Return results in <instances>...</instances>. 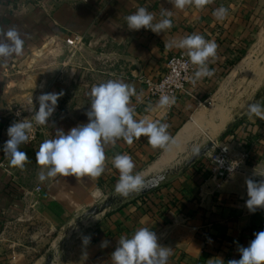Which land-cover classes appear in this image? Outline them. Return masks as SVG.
I'll use <instances>...</instances> for the list:
<instances>
[{
	"label": "crops",
	"instance_id": "1",
	"mask_svg": "<svg viewBox=\"0 0 264 264\" xmlns=\"http://www.w3.org/2000/svg\"><path fill=\"white\" fill-rule=\"evenodd\" d=\"M220 6L229 9L223 21L213 15ZM263 6L264 0H212L203 9L183 10L169 0H0V28L15 27L25 41L22 55L0 59V264H43L61 228L101 196L93 193L99 189L103 195L115 188L119 171L112 159L116 154L130 155L136 173L162 150L152 148L144 136L132 145L120 139L105 148L106 167L99 178L57 176L40 182L35 154L51 138L43 135L36 145L20 146L29 158L23 171L11 167L3 152L15 106H33L43 93H62L50 119L54 135L58 130L67 133L88 122L85 113L92 86L122 80L135 86L136 119L148 116L166 123L173 137L234 66L254 35ZM139 7H147L155 15L154 22L162 18V11H172L173 27L159 34L129 29L125 17ZM193 33L218 44L217 56L209 61L214 75L193 83L195 66L188 92L177 96L174 107L155 108L158 101L146 99L141 79L161 77L168 56L186 51L168 50L165 43ZM75 35L83 42L70 57L66 39ZM257 101L264 105V91ZM149 104L154 111H145ZM221 140L235 150H251L243 171L219 181L211 177L208 159L203 157L177 179L83 230L57 264H113L111 254L119 237H131L141 227L155 232L161 246L172 248L168 264L239 260L238 248L248 247L254 234L264 231V208L254 212L247 208L245 183L249 178L264 181V120L245 115ZM85 236L91 238L87 245ZM105 240L108 246L101 247Z\"/></svg>",
	"mask_w": 264,
	"mask_h": 264
},
{
	"label": "clouds",
	"instance_id": "2",
	"mask_svg": "<svg viewBox=\"0 0 264 264\" xmlns=\"http://www.w3.org/2000/svg\"><path fill=\"white\" fill-rule=\"evenodd\" d=\"M211 2L212 0H169V3L180 10L187 6L203 9ZM228 12V8L220 6L214 10L213 15L217 21H223ZM160 15L162 18L154 22L155 15L147 7H139L125 19L131 30L145 28L159 34L173 27L172 11L164 10ZM0 38V59L22 55L25 41L15 27L8 28L7 31L0 28ZM218 47L214 40H206L195 33L165 43L168 50H186L185 55L196 66L193 83L200 78L214 75L215 70L209 68V61L217 56ZM60 95L62 93H43L37 96L38 110L31 101L33 106L30 110L34 115L15 121L8 127L9 139L3 145V152L11 167L21 171L25 169L29 158L20 150V146L29 142L34 126L47 125ZM133 96H137L135 86L122 80L110 79L92 86L89 93L90 108L85 113L88 122L71 128L67 133L58 130L54 138L45 139L40 144L35 154L36 163L40 166L38 180L44 182L57 176H75L77 180L82 177L97 179L105 172V148L109 145L115 146L120 139L132 145L135 140L144 136L152 148L171 151L176 146V140L168 132L169 125L148 116L136 119V110L132 106ZM175 103L174 94H162L155 108L166 109ZM155 108L149 104L145 111L152 112ZM247 115L264 120V105L258 101L248 104ZM199 152L200 148H194L195 155ZM112 165L119 171L114 192L120 197L139 194L147 187L143 173H134L135 164L130 155L116 154ZM245 183L249 197L246 201L247 208L253 212L257 208H264V181L257 182L249 178ZM93 195L99 196V189ZM254 235L255 239L248 247L238 248L241 258L229 260L227 264H264V231ZM90 239V236L83 237V243L89 244ZM108 243L107 240L103 241L101 247H107ZM171 255L172 248L161 246L155 232L141 227L131 237H119L118 247L111 254V260L113 264H168Z\"/></svg>",
	"mask_w": 264,
	"mask_h": 264
},
{
	"label": "water",
	"instance_id": "3",
	"mask_svg": "<svg viewBox=\"0 0 264 264\" xmlns=\"http://www.w3.org/2000/svg\"><path fill=\"white\" fill-rule=\"evenodd\" d=\"M261 94L262 91L256 94V100L260 99ZM190 121L191 117L186 123H190ZM184 125L173 136L176 143ZM214 143V138L201 127L193 125L190 136L182 144L174 146L171 151L161 150L148 164L137 171L143 173L147 184V187L141 193L123 198L116 194L113 189L68 221L50 245L43 264H57L63 258L69 243L83 230L93 226L102 218L125 205L154 192L183 175L207 155L213 148ZM194 148H200L198 155H195Z\"/></svg>",
	"mask_w": 264,
	"mask_h": 264
},
{
	"label": "built area",
	"instance_id": "4",
	"mask_svg": "<svg viewBox=\"0 0 264 264\" xmlns=\"http://www.w3.org/2000/svg\"><path fill=\"white\" fill-rule=\"evenodd\" d=\"M82 37L75 35L66 39V44L71 50V56H74L82 46ZM195 66L192 65L185 55V52L172 53L166 60V68L163 75L159 78L143 77L141 80L146 88V99L148 101H158L162 94H174L177 98L182 93H187V84L190 82ZM38 110V103H34ZM172 105L167 110H171ZM32 106H15L12 110L13 122L25 118H31L34 112L30 109ZM19 114V115H17ZM51 119L49 117L47 125L34 126L30 133L29 142L26 145H36L41 136L54 137ZM209 163V172L211 177L224 181L228 180L233 174L241 172L248 165L251 157L250 149H233L230 144L224 140L215 139L213 148L205 156ZM41 190V186L37 187ZM103 196L102 194H100ZM100 196V197H101Z\"/></svg>",
	"mask_w": 264,
	"mask_h": 264
},
{
	"label": "rangeland",
	"instance_id": "5",
	"mask_svg": "<svg viewBox=\"0 0 264 264\" xmlns=\"http://www.w3.org/2000/svg\"><path fill=\"white\" fill-rule=\"evenodd\" d=\"M258 19H259V22H258V25L256 26L254 35L252 36L251 41L246 45V47L243 48L242 54L240 55L238 62L236 64H234V66H232L230 68V70L225 74V76H223V78H222V80H221V82H220L217 90L215 91V93L212 96H210L209 98H207V100H205L202 103H200L198 105V107L194 110V112H192V114L190 116V117H192V115L196 111H198L200 109H203L206 112L208 118H210L213 123H218V122L221 121L220 115L219 114H215L214 115L213 114V111L217 107H220L221 109H225V111L228 110L231 113L232 117L228 120V122L225 124V126L222 128V130L219 133L214 134V135L212 134V132H211L212 126L211 125L213 123H210V124L204 123V124H201L200 125V127L208 135H210V136L213 135L212 138H214V139H216V138L219 137V139L221 140L222 134L227 130V128L229 127V125H231L237 119L242 118L245 115H247V106H248V104L257 101L256 100V94L259 91H262V92L264 91V76H263V78L261 80L260 79V76L259 75H256L257 74L256 73L257 72V69L264 67V6L261 7V9H260V11L258 13ZM260 41H261V44L258 47V42H260ZM256 46H257V49H256ZM253 49H256L257 50V52H256V61L254 63L255 65H253L250 68L251 71L250 70L248 71L250 74L247 73V75L245 77H243V78H241V76H240L234 82V85H232V88L228 92L224 93L222 96H219V93H220L219 92V88H221V86L225 83L228 75L231 73V71L233 70V68L244 57H246L250 52H252ZM253 77L257 78L256 81H255V84H257V81H259V80H260L259 83L261 81H263L262 84L260 83V86H259V84L255 85L253 83V80H252ZM190 117L184 122V124L190 119ZM105 194H103V196ZM103 196L99 197L97 200L101 199Z\"/></svg>",
	"mask_w": 264,
	"mask_h": 264
},
{
	"label": "bare ground",
	"instance_id": "6",
	"mask_svg": "<svg viewBox=\"0 0 264 264\" xmlns=\"http://www.w3.org/2000/svg\"><path fill=\"white\" fill-rule=\"evenodd\" d=\"M261 44V41L258 42V47ZM257 49V46H256ZM253 49L252 52H250L246 57H244L236 66L235 68L232 70V72L228 75L225 83L221 86V88H219V96H222L224 93L228 92L231 88L232 85H234V82L241 76V78L245 77L247 75V73H249L248 71L250 70V68L255 65V61H256V52L257 50ZM251 71V70H250ZM257 74L260 76V79L262 80L263 76H264V67L257 69ZM250 74V73H249ZM257 77V76H256ZM257 78L253 77V83L255 84ZM260 81V80H259ZM259 81H257V84L260 83L262 84L263 81H261L259 83ZM252 82V81H251ZM250 82V83H251ZM241 84V83H240ZM255 84V85H257ZM253 86V85H252ZM256 87V86H255ZM258 88V87H257ZM254 89V88H253ZM255 92V91H254ZM226 96V95H225ZM224 96V97H225ZM217 97V96H216ZM220 98V97H219ZM222 99V98H221ZM224 107V106H223ZM213 114H219L221 121L218 123H213L211 121L210 118H208L206 112L203 109H200L198 111H196L192 117H191V121L190 123H186L184 125V127L182 128V130L180 131L178 137H177V143L176 145H180L182 144L191 134V128L193 125H197L200 127L201 124L204 123H213L211 132L212 134H217L219 133L222 128L225 126V124L228 122V120L232 117L231 113L227 110L225 111V109H221L220 107H217L214 111ZM217 121V120H216ZM219 121V120H218ZM209 133V132H208ZM213 135H211V137H213Z\"/></svg>",
	"mask_w": 264,
	"mask_h": 264
},
{
	"label": "trees",
	"instance_id": "7",
	"mask_svg": "<svg viewBox=\"0 0 264 264\" xmlns=\"http://www.w3.org/2000/svg\"><path fill=\"white\" fill-rule=\"evenodd\" d=\"M238 60H239V58L234 62V64H236L238 62ZM240 122H241V118L237 119L235 122H233L231 125H229V127L227 128V130L222 134L221 139H224L227 134H229L230 132H232V130L234 128H236L240 124Z\"/></svg>",
	"mask_w": 264,
	"mask_h": 264
}]
</instances>
